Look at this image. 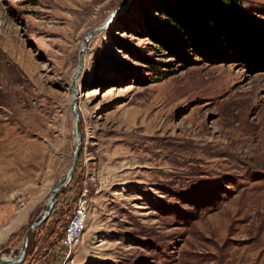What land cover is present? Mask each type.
Instances as JSON below:
<instances>
[{"label": "rangeland", "instance_id": "obj_1", "mask_svg": "<svg viewBox=\"0 0 264 264\" xmlns=\"http://www.w3.org/2000/svg\"><path fill=\"white\" fill-rule=\"evenodd\" d=\"M173 3L0 0V259L72 164L74 81L77 165L17 264H264V0L195 37ZM90 176L82 239L60 250Z\"/></svg>", "mask_w": 264, "mask_h": 264}, {"label": "trees", "instance_id": "obj_2", "mask_svg": "<svg viewBox=\"0 0 264 264\" xmlns=\"http://www.w3.org/2000/svg\"><path fill=\"white\" fill-rule=\"evenodd\" d=\"M243 0H174L166 9L169 21L195 37L200 30L218 31L221 19L238 25L236 19ZM198 20V21H196ZM200 23V24H198Z\"/></svg>", "mask_w": 264, "mask_h": 264}, {"label": "built area", "instance_id": "obj_3", "mask_svg": "<svg viewBox=\"0 0 264 264\" xmlns=\"http://www.w3.org/2000/svg\"><path fill=\"white\" fill-rule=\"evenodd\" d=\"M89 181L94 183V176L84 180L79 189L74 193H69L70 209L64 225L60 231L57 247L60 250L71 251L78 245L86 229L89 217V206L91 201V192ZM18 205L22 206L24 201L17 200Z\"/></svg>", "mask_w": 264, "mask_h": 264}, {"label": "water", "instance_id": "obj_4", "mask_svg": "<svg viewBox=\"0 0 264 264\" xmlns=\"http://www.w3.org/2000/svg\"><path fill=\"white\" fill-rule=\"evenodd\" d=\"M128 2L126 1V3L120 7L118 10H116L108 19H106V21L104 22V24L101 26H105V24L108 23L109 19L111 17H113L114 15H116L117 13L121 12L125 7L126 4ZM98 29H94L92 31H90L89 33H87L85 35L84 40L86 41L88 39V37L93 34L95 31H97ZM85 41L83 43V46L85 44ZM82 59H81V55L79 56V62H78V67L76 69V72L73 76L76 77V75L78 74L80 68H81V63ZM72 91H73V96L71 99V103H70V109L71 112L73 114L74 120H75V138H76V146H75V150H74V155H73V160H72V164L69 168V170L67 171V173L65 174L64 177H62L57 184L55 185L53 192L51 193L49 199H48V203H47V207L40 213L41 218L35 222H33L28 229L26 230V232L24 233L23 236V241H22V245H21V249H20V253L18 256H15L14 258H10V259H0V264H17L22 262L25 257H26V248H27V238L28 235L31 231L32 228H34L35 226L41 224L46 218L47 216L51 213L52 211V207L55 204L56 198H57V194L61 188V186H63V184H65V182H67L69 179H71V177L73 176V173L75 171L76 165H77V161H78V156H79V151H80V124H79V115L76 109V105H77V89L75 86L74 81L72 82ZM39 218V217H38ZM37 218V219H38Z\"/></svg>", "mask_w": 264, "mask_h": 264}, {"label": "crops", "instance_id": "obj_5", "mask_svg": "<svg viewBox=\"0 0 264 264\" xmlns=\"http://www.w3.org/2000/svg\"><path fill=\"white\" fill-rule=\"evenodd\" d=\"M31 264H36V262L35 263L32 262Z\"/></svg>", "mask_w": 264, "mask_h": 264}, {"label": "bare ground", "instance_id": "obj_6", "mask_svg": "<svg viewBox=\"0 0 264 264\" xmlns=\"http://www.w3.org/2000/svg\"><path fill=\"white\" fill-rule=\"evenodd\" d=\"M1 259H7V258H1Z\"/></svg>", "mask_w": 264, "mask_h": 264}]
</instances>
